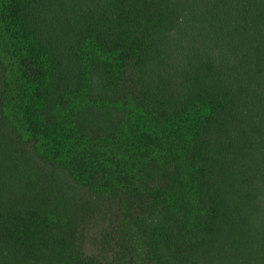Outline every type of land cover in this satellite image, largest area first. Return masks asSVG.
I'll return each mask as SVG.
<instances>
[{
	"label": "trees",
	"instance_id": "16d2710c",
	"mask_svg": "<svg viewBox=\"0 0 264 264\" xmlns=\"http://www.w3.org/2000/svg\"><path fill=\"white\" fill-rule=\"evenodd\" d=\"M97 54L181 164L150 226L88 256L83 226L124 186L64 125ZM2 69L0 264H264V0H0Z\"/></svg>",
	"mask_w": 264,
	"mask_h": 264
},
{
	"label": "rangeland",
	"instance_id": "374dc122",
	"mask_svg": "<svg viewBox=\"0 0 264 264\" xmlns=\"http://www.w3.org/2000/svg\"><path fill=\"white\" fill-rule=\"evenodd\" d=\"M4 69L7 76L12 75L11 68ZM88 72L85 94L73 99L72 111L64 118V125L73 136L72 148L94 156L93 160L89 157L85 160L88 163L91 159L88 169L99 166L97 169H104L110 180H121L124 184L122 191L100 201L90 216L92 219L82 228L85 253L98 256L101 250L114 245L115 228L131 225L136 230L141 218L150 226L159 207L169 201L173 181L180 180L175 168L181 163L168 152L165 139L158 141L152 129L142 127L129 106L124 86L103 56L97 54L92 59ZM49 171L59 188L75 180L64 169ZM90 174L87 171L86 176ZM131 182L139 188V195ZM72 194V190H64L67 200Z\"/></svg>",
	"mask_w": 264,
	"mask_h": 264
}]
</instances>
